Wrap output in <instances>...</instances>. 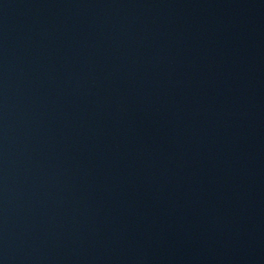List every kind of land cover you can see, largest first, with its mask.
I'll list each match as a JSON object with an SVG mask.
<instances>
[{
  "label": "water",
  "instance_id": "95a60500",
  "mask_svg": "<svg viewBox=\"0 0 264 264\" xmlns=\"http://www.w3.org/2000/svg\"><path fill=\"white\" fill-rule=\"evenodd\" d=\"M0 264H264V0H0Z\"/></svg>",
  "mask_w": 264,
  "mask_h": 264
}]
</instances>
